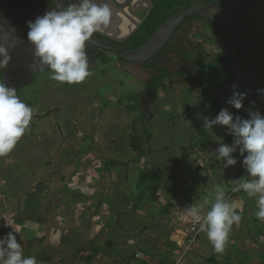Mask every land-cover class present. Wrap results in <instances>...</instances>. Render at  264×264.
I'll return each mask as SVG.
<instances>
[{"label": "rangeland", "instance_id": "374dc122", "mask_svg": "<svg viewBox=\"0 0 264 264\" xmlns=\"http://www.w3.org/2000/svg\"><path fill=\"white\" fill-rule=\"evenodd\" d=\"M195 1L184 0L190 7H193ZM250 2V5L235 10L236 22L248 19L253 34L264 33V0ZM143 15L144 9H141L139 17L136 18L139 20ZM100 63L95 62V66L90 69L92 75L79 84L60 83L50 78L51 73H38L33 75L31 83L21 86L18 97L35 111L25 135L7 156L1 157L0 178L6 171L4 162L11 157L15 161L17 172L9 173L6 178H68L71 172H67L61 164L69 168L68 162L74 159L76 171L80 164H85L91 166L89 169L96 178H102L104 175L106 177L107 171L110 173L107 179L119 178L116 186H121L120 195L126 197L120 201L124 208L123 214L126 213L129 201L133 204L139 202L143 209L147 205L146 199L139 200L142 198L140 194L144 192V185L139 183L137 178H148V183L154 182L164 188V191L170 189L176 193L174 209L178 207L177 212L193 204H202L205 196L214 202L215 186L222 184L226 189V197L235 204L242 217L239 224L233 225L225 251L214 252L206 234L201 232L196 241L197 250L194 245L182 255V242L177 241L179 230H175L173 225L167 228L156 223L160 233L167 235L169 254L166 253V248L155 249L148 241L147 244L153 249L151 258L148 256L146 262L264 264V245L258 243L257 237L259 229H264V222L255 215L258 210L255 199L247 198L243 191H231L236 180L247 176V170L242 163L244 157L240 155L238 147L232 154L237 160L236 165L224 168L225 161L216 159L221 144L231 146L235 137L226 126L219 128L214 125L212 130L204 127L205 119H215L213 113L205 112L209 100L206 99L205 102L193 86L188 88V78L170 76L165 82V89L159 92L156 102L150 104L149 115L152 121H149L150 118L145 120L141 111L142 95L128 99L129 94H141L144 85L111 59L101 58ZM241 66V63L237 64V67ZM234 85L237 84L225 87L224 98L220 97L219 91L213 95L219 99L220 108L227 109L230 113L232 106L227 101L233 95ZM115 98H120L121 102H115ZM195 104L199 108H194ZM257 106L261 107L260 104ZM109 107L118 113L116 118L110 117L112 110L108 109ZM191 114L197 118V124L208 135V141L200 140L195 135L188 117ZM225 137L227 144L223 140ZM112 138L114 142L109 144ZM134 139H137L139 152L130 148V142ZM32 172L34 173L31 174ZM87 194L83 192L80 195ZM164 197V202L170 201V198L166 199L164 195L161 196L162 200ZM112 199L116 202L113 196ZM65 200L64 205H71L83 201V198L67 197ZM87 201L88 203L84 201L79 204L86 208H96V202L92 206V200L87 198ZM107 203L110 201H105L106 205ZM205 207H210V204ZM174 211L169 209L170 218L173 220L178 216L174 215ZM153 213L157 216L159 211ZM186 222L188 226L190 221ZM144 234L148 233H143L144 237H148ZM169 240L175 242L176 247ZM177 242H180V245H177ZM173 250L175 252L172 256ZM161 253L164 258H160Z\"/></svg>", "mask_w": 264, "mask_h": 264}, {"label": "crops", "instance_id": "0c3cea01", "mask_svg": "<svg viewBox=\"0 0 264 264\" xmlns=\"http://www.w3.org/2000/svg\"><path fill=\"white\" fill-rule=\"evenodd\" d=\"M195 34L192 33V36ZM24 51V54L20 52L15 56L19 61V66L22 67L13 74L22 76L27 69L31 73L28 78L29 84L34 74L51 73L48 66L43 65L35 56L34 48L27 47ZM26 57L27 61H25ZM97 57L96 54L95 58ZM105 59L110 58L107 56ZM21 62L24 63L20 64ZM100 65L102 66L103 63ZM89 66L90 69L93 68L95 62L90 60ZM38 68H41V71H38ZM20 90L21 87L17 93ZM113 100L121 102L120 98ZM108 109L112 110L110 117L116 118L118 113L113 111V108ZM206 110V113L211 112L208 107ZM113 142L114 138L109 144ZM74 163V159L68 162L69 168L61 164L67 172H71L68 178H6L9 173L17 172L14 159L12 157L7 159L4 162L6 171L1 174L2 178H0V237L10 231L13 232L18 242L22 243L24 255L35 256L38 264H125L130 255L138 251L150 257L153 248L149 247L148 241L155 249L166 248V253L169 254L167 235L163 236L160 233L156 223L165 227L173 225L174 229L179 231L187 225L188 222L181 218V213H179L181 210L177 212L178 207L174 209L176 193L170 189L164 191V188L154 182L148 183V178H137V181L144 185V192L140 194L142 198L139 200L146 199L147 205L143 209L139 202L133 204L129 201L126 213L123 214L124 208L120 205V201L121 198L126 197L120 195L121 186H116L119 178L107 179L110 174L108 171L106 177L104 175L102 178H96L90 171L91 166L80 164V168L76 171ZM141 163L142 161H140V166ZM58 165L60 168L59 163ZM85 176L90 177L83 178ZM83 192L89 193L88 196L80 195ZM162 195L166 196V199L170 198V201L164 202L165 197L162 200ZM112 196L116 202H113ZM67 197L71 199L79 197L83 198V201L64 205ZM87 198L92 200L90 202L92 206L96 202V208H86L79 204L84 201L88 203ZM108 200L110 203L106 205L105 201L108 202ZM169 209L175 210L174 215L178 214L179 217L176 216L174 220L170 218ZM157 211L159 213L155 216L153 212ZM148 221H150L149 224H147ZM143 231L148 233L144 234L148 237L143 236ZM262 236H264V229H259L258 243L264 245V242L260 240ZM172 244L176 247L175 242ZM197 244L196 242V250ZM177 245H179L178 242ZM147 247L150 249L148 250ZM174 252L175 250L171 252L172 256ZM161 255H159L160 258H164L162 253Z\"/></svg>", "mask_w": 264, "mask_h": 264}, {"label": "clouds", "instance_id": "9594fccd", "mask_svg": "<svg viewBox=\"0 0 264 264\" xmlns=\"http://www.w3.org/2000/svg\"><path fill=\"white\" fill-rule=\"evenodd\" d=\"M112 17L110 2L80 0L78 6L70 4L64 10L51 9L34 21H29L27 38L34 45L35 56L50 69L52 80L79 84L92 75L85 51L86 42L90 41L94 33L107 27ZM10 59L6 47L0 44V69H4ZM235 88L234 85L233 95L227 103L239 110L243 107L247 92H239ZM257 92L264 95V89H258ZM252 103L255 104L254 101ZM34 111L18 97L16 89L0 82V157L7 156L25 135ZM249 116V119H242L239 115L234 117L227 109H221L215 119H205L204 127L212 130L214 125L226 126L235 137L231 146L221 144L216 159L225 161L224 168L236 165L237 160L232 154L239 147L247 176L236 180L231 191H243L249 198H255L258 209L255 215L264 222V116L258 110L249 111ZM148 118L152 120L150 115ZM214 193V202L205 196L202 204H193L181 210V218L198 225L199 231L205 233L212 244L213 251L223 253L233 225L239 224L242 217L235 204L226 197V189L222 184L215 186ZM209 204L210 207L206 208ZM260 240L264 242V236ZM0 264L38 262L35 256L24 255L22 243L10 231L0 237Z\"/></svg>", "mask_w": 264, "mask_h": 264}, {"label": "water", "instance_id": "95a60500", "mask_svg": "<svg viewBox=\"0 0 264 264\" xmlns=\"http://www.w3.org/2000/svg\"><path fill=\"white\" fill-rule=\"evenodd\" d=\"M12 1L15 0H0V8L6 6ZM20 1L21 3L18 4ZM76 1L78 0H67V4L68 6L70 4L76 5ZM107 1H109L111 4H114V7H116L118 10H123L125 8L134 9L136 6H146L148 9L152 8L149 0H135L134 4H131L134 0H126L127 2L123 5H119L117 2H115V0ZM229 1L231 3V9L237 6L246 7L250 3V0ZM99 2H102V0H99ZM103 2H106V0H103ZM13 5L17 11L12 8V6H8L0 13V28L4 29V32L0 33V44L6 47L7 53L11 58L8 65L4 69H0V76L2 82H4L8 87L14 88L16 91H18L19 87H21L23 84H28V78L30 77L31 73L25 69V73L22 76H16L13 74L16 73L17 70L21 69V66H19V61L15 56L20 50H22V48L16 46V36L14 31L15 26L11 23V21H9V19L11 20L10 16H12V19L13 17L17 18L19 15L30 17L31 13H36V10L40 9L42 6L45 9L50 10H64L66 7L63 3V0H48V2H44L42 0H16ZM191 17H199L216 24L225 34L228 43L233 47V50H237L240 53L252 83L256 86H264V78H258L256 76L253 58L247 44L235 29L233 15L215 2H205L195 6L192 9L170 16L153 33L150 39L143 46L136 50H126L113 44H121L130 36V34H132L133 31L130 32L129 35L125 37V39L117 40L105 33H102L99 30L100 32L97 31L94 33L90 38V41L86 42L85 47L95 53L107 52L112 54L117 59L121 69L143 85H146L149 80V76L151 74V76H153L154 74V72L151 70H145L143 66L147 64L149 67L158 69L160 68L158 63H161L162 65L168 56L167 54L175 57L181 62V67L179 70L177 69L174 72H168V74L173 75L176 73L187 72L197 76L201 81H204L197 68L193 66L192 63H195L200 68L204 67V64L200 63V60L196 59L191 53L188 54V51L179 48L177 44L181 42V40L177 35L173 36L175 32L181 28L184 22ZM190 26L191 23H188L187 26L184 27V30H187V28ZM4 33L7 35L4 36ZM166 45H168L169 48H166ZM177 51L184 53L187 58L184 59ZM40 69L41 68H38V71H41ZM32 70L33 72L35 71L34 68ZM154 100L155 92L151 90L140 97L141 111L145 120H147L149 117V104Z\"/></svg>", "mask_w": 264, "mask_h": 264}, {"label": "flooded vegetation", "instance_id": "af4514ba", "mask_svg": "<svg viewBox=\"0 0 264 264\" xmlns=\"http://www.w3.org/2000/svg\"><path fill=\"white\" fill-rule=\"evenodd\" d=\"M42 1L48 2V0H42ZM220 1L221 2L218 1L215 3H218L223 9H225L226 11H228L229 13H231L233 15L234 21H235V29L238 32L240 27L246 21V19L241 21V22H236L235 10H237L238 6L231 9V3L229 0H224V1L229 2V6L226 5V3H222L223 0H220ZM15 2H16V0L12 1L11 3L7 4L6 6L0 8V13L2 12L3 9H5L8 6H12V8H14L13 4ZM96 2L100 3L99 0H96ZM106 2H109V1L106 0ZM115 2H117L119 5H123L127 1L126 0H115ZM134 2H135V0L132 1L131 4H134ZM20 3H21V1L18 2V4H20ZM63 3L65 5V7L67 8L68 7L67 0H63ZM79 3H80V0L76 1L77 6ZM202 3H205V2L197 3L196 5H193V7L188 8L187 10L192 9L195 6L202 4ZM250 3H249V5H250ZM111 6L113 8V17L111 19V22L107 27L102 28L100 31L102 33L107 34L110 37L117 39V40L125 39V37L127 35H129L130 32L133 31L132 34H130V36L121 44L113 43L115 46L126 49L127 45L125 44V42H127V40H129V38H131L134 35V33L138 30V28L143 24V22L145 21V18L148 16V13L150 12V10L152 8L148 9L146 6H143V7L136 6L134 9L125 8L123 10H118L116 7H114V4H111ZM141 9L142 10L144 9V15L142 16V18H140L138 20L136 17H139V15L141 13ZM49 10L50 9H45L42 6L40 9L36 10V13H31L30 17L19 15L17 18L13 17V19H12V16H10L11 20L9 19V21H11V23L14 24V26H15L14 31H15V36H16V39H15L16 46H19L20 48H22V50H20L19 53L21 52L24 54L25 53L24 49L27 47L34 48V45L27 38V33L29 31L28 22L34 21L36 19V17H38V16H43ZM187 10H184V11H187ZM188 23H191V26L188 27L187 30L186 29L184 30V27L187 26ZM182 27H183V29H182ZM3 32H4V29L0 28V33H3ZM192 33H196V34L194 36H192ZM3 35L6 36L7 34L4 33ZM175 35H177L181 40V42H179L177 44L178 47L181 48L182 50L188 51V54L191 53L196 59L200 60V63L204 64V67L200 68L195 63H192V65L197 68V70H198V72H199V74L203 80H204V77L202 75H205V70L210 69L211 64L214 62V60L217 57L221 56L225 59H232L234 61L237 58V54L239 53L237 50H233V47L228 43V40H227L225 34L222 32V30L216 24H214V23H212L206 19H201L199 17H195V18L191 17V18L187 19L184 22V24L181 26V28L178 29L173 36H175ZM166 48H169V46L166 45ZM126 50H128V49H126ZM85 51L88 54V57L90 58L89 61L92 60L94 62H98V61L101 62V58H106L108 56L111 59V61L118 64L117 59L110 53H107V52L95 53L86 47H85ZM96 54L98 55L97 58H95ZM180 55L183 56L184 58L185 57L187 58V56L182 52L180 53ZM168 57H169V59H168ZM24 59L25 58H23V60ZM27 60H28V58L26 57L25 61H27ZM165 62H168V63L173 62V65H178L181 67V64L179 63L180 61H178V59H176L172 56H169V55L166 57ZM23 63L21 62L20 64H23ZM159 67L160 68L155 69V68L149 67L147 64H145L143 66V68H145L147 70H152L155 73L153 74V76H150V79L146 84L147 88H145V86L142 87V91H141L140 96L146 94L149 90L154 91L155 92V100L152 102V103H154L158 99L159 92L163 91L165 89V82H166L167 78H169L170 76H174V77L180 76L183 79L188 78V81H187L188 88H191L193 86L194 89L196 90V92H198L199 96L201 97L200 89H201V86L204 84L205 80L201 81L200 78H198L197 76H194L193 74L187 73V72L178 73L176 75H170V74H168V72H174V71H170L169 69H167L165 66H162V65H160ZM180 67H178V69H180ZM0 82H2L1 76H0ZM154 83L162 84L164 86V89L163 90L158 89L156 91L153 90L152 86ZM187 84H186V86H187ZM228 86H230V85L223 86L222 90L219 92L220 93L223 92L225 94L226 93L225 87H228ZM210 97L207 98V101L210 99ZM202 99H204V98H202ZM204 101L206 102V99H204ZM152 103H150V104H152ZM192 103H194V101H192ZM150 104H149V108H150ZM207 104H208V108H209V103L207 102ZM194 108H199V107L196 106V104H195ZM188 117L190 118L191 122L197 124V118L196 117H194L192 114ZM192 129H193V127H192Z\"/></svg>", "mask_w": 264, "mask_h": 264}, {"label": "trees", "instance_id": "16d2710c", "mask_svg": "<svg viewBox=\"0 0 264 264\" xmlns=\"http://www.w3.org/2000/svg\"><path fill=\"white\" fill-rule=\"evenodd\" d=\"M152 5V9L145 18L143 24L138 28L134 35L125 42L127 45L126 49L136 50L143 46L153 35V33L164 23L170 16L178 14L184 10L190 8L188 3L184 0H149ZM202 1H195L201 3ZM221 2V1H219ZM229 6L228 1H222ZM195 18V17H193ZM251 29L250 21L247 19L240 27L238 34L247 44L249 51L251 52L254 69L258 78H264V33L259 32L253 34ZM178 52V51H177ZM179 54L181 52H178ZM241 63V67H237V64ZM202 75V74H201ZM246 75V77H245ZM204 84L201 86L200 95L202 98L207 99L215 95L217 91H221L223 86L237 84L235 90L239 92H247V96L243 101V107L239 110L232 107V113L234 117L239 115L242 119H249V111H259L264 116V95L258 94V89H264V86H256L252 83L248 76L244 61L241 55L238 53L237 58L233 61L232 59H225L221 56L217 57L211 64L210 69L205 70ZM147 85H145V88ZM153 90L164 89V86L160 83H154L152 86ZM221 98L225 97V94L221 92ZM140 97V94H130L128 99ZM138 97V98H139ZM255 102L253 105L252 102ZM260 104L261 107L257 105ZM209 110L212 111L213 115L216 116L221 110L219 105V99L213 97L209 99ZM192 123L193 131L200 140L208 141L209 137L204 130L196 123ZM222 128V125H217ZM223 140L228 143L227 138ZM130 148L132 151L139 152V146L137 145V139L131 140ZM132 255V254H131ZM130 255V257H131Z\"/></svg>", "mask_w": 264, "mask_h": 264}, {"label": "built area", "instance_id": "2783aa9c", "mask_svg": "<svg viewBox=\"0 0 264 264\" xmlns=\"http://www.w3.org/2000/svg\"><path fill=\"white\" fill-rule=\"evenodd\" d=\"M199 234H201V232L199 231L198 225H194L191 222L188 226H185L179 231L177 241L181 240L182 242V255L188 251L187 249L195 245ZM178 244L180 245V242H178ZM147 257L145 253L138 251L133 253L125 264H148V262H146V259H148Z\"/></svg>", "mask_w": 264, "mask_h": 264}, {"label": "bare ground", "instance_id": "6f19581e", "mask_svg": "<svg viewBox=\"0 0 264 264\" xmlns=\"http://www.w3.org/2000/svg\"><path fill=\"white\" fill-rule=\"evenodd\" d=\"M168 59H169V57H168ZM161 65V63H158V66H160ZM162 66H165L167 69H169L170 71H176L177 69H178V67H180V66H178V65H173V64H171V63H168V62H164L163 64H162ZM179 70V69H178ZM121 83V82H120ZM213 97V96H212Z\"/></svg>", "mask_w": 264, "mask_h": 264}]
</instances>
